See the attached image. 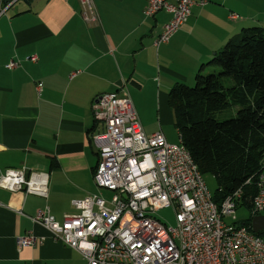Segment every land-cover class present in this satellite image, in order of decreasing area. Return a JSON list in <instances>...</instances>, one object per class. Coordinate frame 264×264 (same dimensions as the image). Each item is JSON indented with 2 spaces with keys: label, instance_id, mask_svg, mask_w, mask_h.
Returning <instances> with one entry per match:
<instances>
[{
  "label": "crops",
  "instance_id": "obj_1",
  "mask_svg": "<svg viewBox=\"0 0 264 264\" xmlns=\"http://www.w3.org/2000/svg\"><path fill=\"white\" fill-rule=\"evenodd\" d=\"M207 1L158 46L170 14L147 17V0H94L97 22L83 18L81 0H0V176L48 174L46 197L0 187V264H87L32 218L49 206L63 220L78 212L74 200L95 193L97 95L127 91L145 132L163 131L176 120L171 88L193 82L244 27H264V0ZM30 232L45 242L20 248Z\"/></svg>",
  "mask_w": 264,
  "mask_h": 264
},
{
  "label": "built area",
  "instance_id": "obj_2",
  "mask_svg": "<svg viewBox=\"0 0 264 264\" xmlns=\"http://www.w3.org/2000/svg\"><path fill=\"white\" fill-rule=\"evenodd\" d=\"M207 2L147 0V17L161 11L170 14L156 45L169 42L188 21L193 6ZM81 4L83 18L97 22L94 0ZM29 59L37 61L38 56ZM92 110L96 128L91 138L99 155L94 180L100 189L112 192L111 198L94 193L76 199L78 212L66 213L63 220L47 206L37 211L35 222L79 251L87 264H264V235L237 216L242 187L216 201L182 140L172 143L162 130L146 133L127 91L97 95ZM257 177L252 218L264 214V158ZM0 187L46 197L48 174L8 168L0 176ZM166 207H173L175 225L156 216ZM45 239L30 232L19 236L18 244L38 246Z\"/></svg>",
  "mask_w": 264,
  "mask_h": 264
},
{
  "label": "trees",
  "instance_id": "obj_3",
  "mask_svg": "<svg viewBox=\"0 0 264 264\" xmlns=\"http://www.w3.org/2000/svg\"><path fill=\"white\" fill-rule=\"evenodd\" d=\"M206 65L219 71L205 73ZM169 102L183 144L202 174L218 181L216 201L242 187L238 209L251 210L264 158V27H244L232 36L198 70L194 86L180 82L171 88ZM235 106L236 116L219 117ZM252 219L240 222L251 228Z\"/></svg>",
  "mask_w": 264,
  "mask_h": 264
},
{
  "label": "rangeland",
  "instance_id": "obj_4",
  "mask_svg": "<svg viewBox=\"0 0 264 264\" xmlns=\"http://www.w3.org/2000/svg\"><path fill=\"white\" fill-rule=\"evenodd\" d=\"M214 69H217V71H219V69L217 67H213L212 70H207L205 73L214 72L215 71ZM225 83L231 84L232 80L230 78H225ZM187 84L190 86H194L195 80L193 82H190ZM237 110H238V106H235L231 110L225 111L224 113L220 114L219 117L221 119H225V118H230V117L236 116ZM159 130H161V129H159ZM163 131L165 132V135L169 136V138H167V139L170 142L179 143L181 141L180 132L173 122V114H172V122L168 126H163ZM204 178H205L207 185H208L209 189L211 190V192L213 194H215L217 189H218V181H217L216 177L212 173L206 172L204 174ZM94 185H95V189H96V191H95L96 194H103V196H105L106 198H111V195H112L111 191H109L107 189H100L96 185L95 180H94ZM156 216L169 226L176 224L175 211H174L173 207H166V208L159 210L156 213ZM237 216H238L239 221L240 220H246L251 216V213H250V210H248L247 208L241 207L237 211Z\"/></svg>",
  "mask_w": 264,
  "mask_h": 264
},
{
  "label": "water",
  "instance_id": "obj_5",
  "mask_svg": "<svg viewBox=\"0 0 264 264\" xmlns=\"http://www.w3.org/2000/svg\"><path fill=\"white\" fill-rule=\"evenodd\" d=\"M252 228L254 232H261L264 230V214L256 215L252 220Z\"/></svg>",
  "mask_w": 264,
  "mask_h": 264
}]
</instances>
